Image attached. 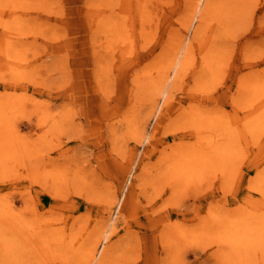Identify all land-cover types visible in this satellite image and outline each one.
Segmentation results:
<instances>
[{
    "label": "rangeland",
    "instance_id": "rangeland-1",
    "mask_svg": "<svg viewBox=\"0 0 264 264\" xmlns=\"http://www.w3.org/2000/svg\"><path fill=\"white\" fill-rule=\"evenodd\" d=\"M0 264H264V0H0Z\"/></svg>",
    "mask_w": 264,
    "mask_h": 264
}]
</instances>
